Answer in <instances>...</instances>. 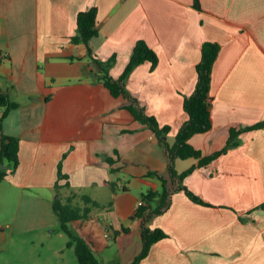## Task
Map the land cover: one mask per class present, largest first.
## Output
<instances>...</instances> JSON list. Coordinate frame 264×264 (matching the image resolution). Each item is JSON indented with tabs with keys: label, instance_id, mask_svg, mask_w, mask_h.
<instances>
[{
	"label": "crops",
	"instance_id": "crops-1",
	"mask_svg": "<svg viewBox=\"0 0 264 264\" xmlns=\"http://www.w3.org/2000/svg\"><path fill=\"white\" fill-rule=\"evenodd\" d=\"M198 5L0 0V91L19 103L2 121V131L19 138L18 166L0 180L6 226L18 232L58 223L53 200L75 191V202L84 194L102 207L70 227L95 253L111 249L113 241L117 262H130L142 246L134 216L140 195L160 186L149 172L168 176L156 135L123 107L122 95L113 96L96 79L98 65L87 45L71 42L81 10L97 8L98 34L89 46L98 59L115 55L110 75L122 72L139 38L157 52L156 67L151 70L148 61L137 65L126 87L160 125H170L169 143L187 118L183 97L195 87L204 41L220 44L210 83L212 127L194 134L190 143L210 154L224 146L231 127L264 118V0H199ZM59 163L64 177H58ZM192 165L184 182L210 205L176 192L169 209L152 221L168 236L139 264H264V127L241 131L236 145L205 165L194 157L176 160L179 171Z\"/></svg>",
	"mask_w": 264,
	"mask_h": 264
},
{
	"label": "trees",
	"instance_id": "trees-1",
	"mask_svg": "<svg viewBox=\"0 0 264 264\" xmlns=\"http://www.w3.org/2000/svg\"><path fill=\"white\" fill-rule=\"evenodd\" d=\"M196 7H199V0H193ZM97 8L95 6L81 10L77 13L76 23L77 32L71 36V42L84 43L88 48V56L98 65V71L95 73L97 80L101 81L113 96L122 95L127 103L124 108L128 109L134 118L141 123L146 124L158 138L164 148L166 158L168 159V176L160 174L157 171H151L149 174L156 175L160 181L158 189H148L141 193V201L137 205L134 216L140 220L141 250L134 256L130 262L115 264H139L146 257L154 243L168 236V233L160 227H153V219L166 212L172 204L173 196L176 192L182 191L193 202L210 205L204 201L198 194L191 190L184 182V179L190 174L195 165L179 171L176 168L178 158L194 157L198 159V165L202 166L218 156L227 152V150L237 143V135L243 130H252L264 127V118L242 128L231 127L226 143L220 149L210 154H204L199 148L190 143V138L197 133L208 131L212 127L210 113V83L211 73L214 62L220 50V44L216 41H204L201 45V56L196 64L197 81L193 91L184 95L183 110L187 118L182 122L177 130L173 143L167 141V135L170 125H160L154 115L148 114L145 107L140 104L136 96L126 87V81L132 70L139 64L148 61L150 69L153 70L158 63V54L155 49L144 39L139 38L135 41L132 53L122 72L114 77L110 75L109 69L115 61V55L106 60H101L93 56L92 49L89 46V40L98 34L96 24ZM19 103L12 100L10 96L0 91V180L9 172H14L18 166L19 138L5 134L2 131V121L11 109L18 107ZM110 160V159H109ZM10 169L8 172L7 169ZM58 177H64L61 172V163H59ZM113 190L115 183L108 182ZM70 184L67 182L66 186ZM56 188L59 184L56 182ZM77 193L72 191L67 196H58L53 200V209L60 225V230L68 236L67 246H73L76 257L80 264H101L91 246V244L77 234L71 227L70 222L88 217L92 208H101V204L88 195H81L79 202L74 198ZM264 206V204H262ZM124 230V229H123Z\"/></svg>",
	"mask_w": 264,
	"mask_h": 264
},
{
	"label": "rangeland",
	"instance_id": "rangeland-1",
	"mask_svg": "<svg viewBox=\"0 0 264 264\" xmlns=\"http://www.w3.org/2000/svg\"><path fill=\"white\" fill-rule=\"evenodd\" d=\"M96 209V208H94ZM5 215L0 216V264H80L73 246H67L68 236H60L59 223L50 226L20 227L18 232L4 223ZM111 249L95 253L101 264L120 263L116 246L111 241ZM62 248L63 253L55 250Z\"/></svg>",
	"mask_w": 264,
	"mask_h": 264
}]
</instances>
